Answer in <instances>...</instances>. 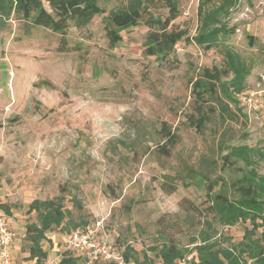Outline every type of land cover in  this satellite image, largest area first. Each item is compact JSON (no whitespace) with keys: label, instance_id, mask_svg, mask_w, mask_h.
<instances>
[{"label":"rangeland","instance_id":"374dc122","mask_svg":"<svg viewBox=\"0 0 264 264\" xmlns=\"http://www.w3.org/2000/svg\"><path fill=\"white\" fill-rule=\"evenodd\" d=\"M200 1L179 0L181 14L173 26L194 36ZM123 4L101 0L105 12L85 27L71 23L64 41L20 14H0V205L10 208V214L3 211L14 243L19 242L13 243L15 264H37L29 259L25 237L26 225L38 222L37 213L28 211L30 203L57 196L63 197L68 218L42 241L45 263L60 259L75 228L89 227L116 254L134 250L130 263L122 258L120 264H162L150 248L166 236L185 250L180 264H191L198 256L190 250L203 242L193 238L202 226L196 208L205 206L206 188L184 182L185 165L206 180L231 181L245 168L224 171L222 147L247 145L264 152V0H237L225 18L236 26L227 43L252 71L239 95L242 111L232 108L238 119L222 112L202 133L186 121L191 82L202 68L223 63L222 46L206 51L181 41L171 59L148 57L143 54L148 28L140 23L111 47L104 17ZM152 10L168 14L161 1ZM163 122L180 135L170 156L156 149ZM256 167L264 175V158ZM164 179L174 181L176 191L167 193ZM217 231L214 238L228 246L242 239L244 226Z\"/></svg>","mask_w":264,"mask_h":264},{"label":"trees","instance_id":"16d2710c","mask_svg":"<svg viewBox=\"0 0 264 264\" xmlns=\"http://www.w3.org/2000/svg\"><path fill=\"white\" fill-rule=\"evenodd\" d=\"M157 1H161L168 9L166 16L152 10V4ZM236 2L237 0H201L198 9L199 25L194 36L186 28L173 26V21L181 14L179 0H124L121 8L104 17L111 47L122 41L124 30L144 23L148 31L143 42V54L156 59H171L181 41L195 43L206 51L222 46L223 63L202 68L191 82L193 98L186 121L189 127L195 128L199 133L206 129L214 116L226 112L237 118L238 114L232 108L242 111L239 107V95L247 88V78L252 66L227 43L235 34L236 26H229L225 18ZM12 12L20 14L34 26L61 34L64 41L71 23L76 27H85L105 10L101 0H0V14L9 16ZM248 38L253 44V36L249 35ZM43 83L52 85L48 81ZM159 132L161 143L156 149L161 155L170 156L180 142L179 132L167 122L162 123ZM222 149L226 151L222 155L223 170L243 167L245 171L242 175L231 181L224 176L206 180V175H198L199 171L192 166L184 167L188 176L184 181L186 184L195 183L206 188L205 206L196 208L201 215L202 226L193 238V241L202 239L203 242L190 250V253L198 256V260L193 258L191 264H264V175L256 167L257 162L264 158V152L247 145H227ZM164 178H168V175L164 174ZM164 181L170 184V188L166 189L167 193L176 191L177 184L174 181ZM0 208L10 214L7 205L1 204ZM28 211H35L38 216L37 223L26 225L29 259L42 264L48 257L42 241L47 238L48 232L54 227L62 226L68 218L63 197L35 199L30 203ZM240 223L244 226L241 240L224 246L219 238H214L219 226L231 227ZM150 249L161 258L162 264H180L185 258V250L170 236ZM133 252L131 247L124 250L122 257L126 263H130ZM86 258L84 252L77 254L74 250H65L60 259L52 264H84ZM98 261L103 260L96 262ZM105 262L120 264L114 260Z\"/></svg>","mask_w":264,"mask_h":264},{"label":"built area","instance_id":"2783aa9c","mask_svg":"<svg viewBox=\"0 0 264 264\" xmlns=\"http://www.w3.org/2000/svg\"><path fill=\"white\" fill-rule=\"evenodd\" d=\"M97 230L92 228H75L68 236L66 250H81L92 264L99 259L105 261H119L123 257L116 254L111 246L103 239L97 237ZM16 237L0 208V264H14L13 242Z\"/></svg>","mask_w":264,"mask_h":264},{"label":"crops","instance_id":"0c3cea01","mask_svg":"<svg viewBox=\"0 0 264 264\" xmlns=\"http://www.w3.org/2000/svg\"><path fill=\"white\" fill-rule=\"evenodd\" d=\"M14 240H15V239H14ZM17 241H18V240H17ZM17 241H15V243H14V242H13V243H14L15 245L18 246V243H19V242H17ZM17 246H16V248H18ZM13 252H14V249H13ZM13 254H14V253H13ZM29 255H30V254H29ZM58 260H59V257H57L56 261L46 262V263H44V264H52V263H56ZM28 261H29V260H28ZM14 262H15V261H14ZM14 264H15V263H14Z\"/></svg>","mask_w":264,"mask_h":264}]
</instances>
